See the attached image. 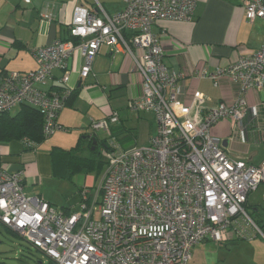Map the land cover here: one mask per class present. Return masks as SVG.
<instances>
[{
    "label": "built area",
    "instance_id": "obj_1",
    "mask_svg": "<svg viewBox=\"0 0 264 264\" xmlns=\"http://www.w3.org/2000/svg\"><path fill=\"white\" fill-rule=\"evenodd\" d=\"M124 3L113 14L99 3L92 9L75 7L69 26L75 40L37 48L35 71L0 73V119L29 104L43 114V132L50 137L61 128L57 118L73 91L70 76L77 72L87 79L106 46L130 59L141 78L142 93L130 100L129 111L155 117L148 145L127 149L112 137L111 127L120 121L117 111L92 120L91 134L108 133L106 168L100 185L83 188L78 208L68 213L26 194L24 171L9 170L0 143V224L54 264H190L192 249L204 241L221 243L233 228L260 232L245 204L264 184V161L256 165L229 156L224 138L212 129L230 121V137L248 143L259 107L249 105L246 94L264 89V42L227 67L195 69V76L212 80L216 87L223 78L239 85L238 96L208 109L204 94H187L180 84L184 74L165 63V34L156 32L163 21H193L198 0ZM244 9L248 21L264 20V0H245ZM43 18L52 20L49 14ZM77 59L82 60L79 66ZM56 71L62 72V89H39Z\"/></svg>",
    "mask_w": 264,
    "mask_h": 264
},
{
    "label": "crops",
    "instance_id": "obj_2",
    "mask_svg": "<svg viewBox=\"0 0 264 264\" xmlns=\"http://www.w3.org/2000/svg\"><path fill=\"white\" fill-rule=\"evenodd\" d=\"M244 1L198 0L193 21L167 20L161 22L156 28L157 33L165 34L163 37L164 61L178 73L184 74L180 84L187 94L195 90L204 94L208 109L216 107L226 97L238 96L239 85L232 84L227 78H223L220 86L216 87L212 80L195 76V69L198 66H205L213 71L217 67H227L240 57L257 51L264 42V20L248 21L245 16ZM98 3L109 14L123 10L125 7L124 0H30L29 3L26 0H0V73L35 71L38 68L35 50L69 37V26L75 7L84 6L92 9ZM44 14H49L52 20L44 19ZM173 41L179 42L184 48H175ZM77 64L81 65L82 60L77 59ZM70 65H73V60H70ZM61 75V71H56L52 79L45 85H39L38 88L47 92L59 91L60 88L62 89ZM141 83V78L130 59L123 53H113L109 47L104 46L98 53L92 72L87 79L82 80L77 72L70 76L69 87L77 93L75 97H70L66 107L76 106L78 109L84 106L83 101L88 100L87 94L90 90L106 92L108 89L131 88V99H133L141 95ZM246 99L249 105L259 107V118L254 130L249 133L247 144L241 143L238 138L236 139L241 146L230 141L232 132L230 121H222L212 130L215 136L223 137L228 143L227 148L225 146L224 148L229 156L258 165L264 161V89L260 92L249 90ZM14 109L18 112L20 106ZM64 109L58 115L59 124ZM117 112L125 124L129 122L128 119H124L126 117L122 116L120 111ZM152 126L155 131L154 125ZM113 127L115 125L111 127V130ZM252 143L260 146L253 147ZM1 145L2 160L9 170L24 171L25 192H28L29 196L43 198L42 194L31 188L28 182V179L33 176L36 163V158L31 153L36 151L26 149L22 141L15 140L1 143ZM261 188L263 190L260 191ZM259 191L262 193L259 194ZM255 196L257 200L254 202ZM263 202L264 184L249 195L247 203L253 218L264 225ZM79 203L76 208L65 206L60 209L68 208L74 211ZM239 230L240 228L238 231L235 228L231 229L225 241L233 242L234 247L242 248L244 251H263L264 233L260 229V232L250 229L247 233Z\"/></svg>",
    "mask_w": 264,
    "mask_h": 264
},
{
    "label": "rangeland",
    "instance_id": "obj_3",
    "mask_svg": "<svg viewBox=\"0 0 264 264\" xmlns=\"http://www.w3.org/2000/svg\"><path fill=\"white\" fill-rule=\"evenodd\" d=\"M165 63L169 65L168 62ZM87 95L88 100L84 99V106L78 109L76 106H68L64 109L60 121L61 128L56 129L54 134L35 150L36 153H31L36 158V163L33 176L28 179L29 186L38 190L45 201L53 203L57 208L65 206L76 208L81 199L80 190L88 186L97 188L102 176L78 173L71 179L53 177L50 160L52 147L71 149L81 137L93 132L90 127L92 120H103L113 111H120L121 115L126 117L124 119L129 120L125 126L132 128L128 137L117 140L122 148L145 147L154 132L152 125H154L155 117L152 113H141L139 116L129 111L128 107L132 96L131 88L108 89L106 92L90 90ZM16 111L14 109L12 113L15 114ZM97 134L100 138L108 136L105 131H99ZM229 139L234 141L237 146H241L236 137L232 136ZM251 145L256 147L259 144L252 143ZM87 153V149H85L84 154ZM91 190L95 191L93 187ZM26 194L28 195V192ZM253 200L254 202L257 200L256 196ZM248 211L251 214L249 209ZM232 243H227L225 240L221 243H216L211 239L204 241L192 249L190 264H264V249H262L263 251H244L242 248L234 247ZM25 247L29 248V251L23 252ZM39 261L42 264H51L50 259L41 251L31 247L23 239L14 236L0 224V262L6 264H40Z\"/></svg>",
    "mask_w": 264,
    "mask_h": 264
},
{
    "label": "trees",
    "instance_id": "obj_4",
    "mask_svg": "<svg viewBox=\"0 0 264 264\" xmlns=\"http://www.w3.org/2000/svg\"><path fill=\"white\" fill-rule=\"evenodd\" d=\"M62 40L67 41L75 39L69 35L68 38ZM76 93L77 92L74 93V91H72L71 96L75 97ZM43 123V114L39 109L29 104H22L18 112L13 114L12 111H8L0 119V143H9L15 140L22 141L26 149L36 150L49 138L44 135ZM112 129V137L117 140L122 137H128L132 131V129L125 126L124 120H122L121 117L119 123ZM93 141H96L97 144L94 145ZM107 141V137L100 138L98 134H88L81 137L78 143L71 149H63L57 146L52 147L50 151L52 176L60 179H71L78 173L86 175L95 174L97 177L102 176L106 168L104 150L108 148ZM85 149H87V154H84ZM247 203L245 204V209L252 219L253 216L252 213L250 214L248 211ZM61 210L65 213L70 211L68 208H62ZM254 223L264 233V225L256 220H254ZM6 229L8 232L14 234V236L23 239L7 227ZM23 240L26 241L25 239ZM27 244L34 247L28 242ZM36 249L40 251L38 248ZM27 251H29V248L25 247L23 252ZM39 263L42 264L41 261H39ZM0 264L6 263L0 262ZM51 264L54 263L51 261Z\"/></svg>",
    "mask_w": 264,
    "mask_h": 264
},
{
    "label": "water",
    "instance_id": "obj_5",
    "mask_svg": "<svg viewBox=\"0 0 264 264\" xmlns=\"http://www.w3.org/2000/svg\"><path fill=\"white\" fill-rule=\"evenodd\" d=\"M93 143H94V145H96L97 143H96V141H93ZM227 142L226 141H224V146L227 148Z\"/></svg>",
    "mask_w": 264,
    "mask_h": 264
}]
</instances>
